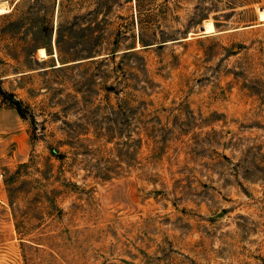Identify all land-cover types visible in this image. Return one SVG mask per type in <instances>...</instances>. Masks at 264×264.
<instances>
[{
    "label": "rangeland",
    "instance_id": "374dc122",
    "mask_svg": "<svg viewBox=\"0 0 264 264\" xmlns=\"http://www.w3.org/2000/svg\"><path fill=\"white\" fill-rule=\"evenodd\" d=\"M0 264H264V0H0Z\"/></svg>",
    "mask_w": 264,
    "mask_h": 264
},
{
    "label": "water",
    "instance_id": "95a60500",
    "mask_svg": "<svg viewBox=\"0 0 264 264\" xmlns=\"http://www.w3.org/2000/svg\"><path fill=\"white\" fill-rule=\"evenodd\" d=\"M204 30H205L204 27L201 26V27H200V31H201V32H204Z\"/></svg>",
    "mask_w": 264,
    "mask_h": 264
}]
</instances>
